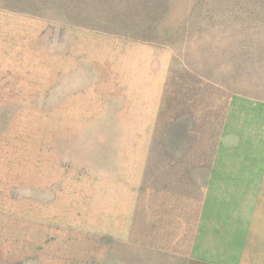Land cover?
Returning <instances> with one entry per match:
<instances>
[{"label": "rangeland", "instance_id": "374dc122", "mask_svg": "<svg viewBox=\"0 0 264 264\" xmlns=\"http://www.w3.org/2000/svg\"><path fill=\"white\" fill-rule=\"evenodd\" d=\"M235 96L264 101V0H0V264H180L175 168Z\"/></svg>", "mask_w": 264, "mask_h": 264}, {"label": "crops", "instance_id": "0c3cea01", "mask_svg": "<svg viewBox=\"0 0 264 264\" xmlns=\"http://www.w3.org/2000/svg\"><path fill=\"white\" fill-rule=\"evenodd\" d=\"M221 127L210 159L175 168L196 203L185 191L180 264H264V101L233 97Z\"/></svg>", "mask_w": 264, "mask_h": 264}]
</instances>
